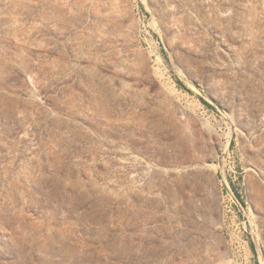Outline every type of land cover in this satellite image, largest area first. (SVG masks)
<instances>
[{"label": "rangeland", "instance_id": "374dc122", "mask_svg": "<svg viewBox=\"0 0 264 264\" xmlns=\"http://www.w3.org/2000/svg\"><path fill=\"white\" fill-rule=\"evenodd\" d=\"M0 264H264V0H0Z\"/></svg>", "mask_w": 264, "mask_h": 264}]
</instances>
